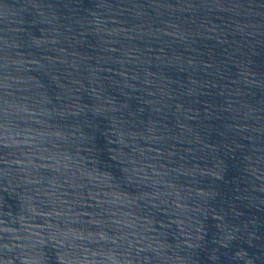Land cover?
Returning a JSON list of instances; mask_svg holds the SVG:
<instances>
[{
    "label": "water",
    "instance_id": "obj_1",
    "mask_svg": "<svg viewBox=\"0 0 264 264\" xmlns=\"http://www.w3.org/2000/svg\"><path fill=\"white\" fill-rule=\"evenodd\" d=\"M0 264H264V0H0Z\"/></svg>",
    "mask_w": 264,
    "mask_h": 264
}]
</instances>
